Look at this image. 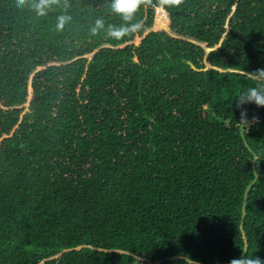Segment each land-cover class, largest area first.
<instances>
[{
  "label": "trees",
  "instance_id": "trees-1",
  "mask_svg": "<svg viewBox=\"0 0 264 264\" xmlns=\"http://www.w3.org/2000/svg\"><path fill=\"white\" fill-rule=\"evenodd\" d=\"M0 0V264H264V0ZM71 20L63 29L57 18Z\"/></svg>",
  "mask_w": 264,
  "mask_h": 264
},
{
  "label": "clouds",
  "instance_id": "clouds-1",
  "mask_svg": "<svg viewBox=\"0 0 264 264\" xmlns=\"http://www.w3.org/2000/svg\"><path fill=\"white\" fill-rule=\"evenodd\" d=\"M53 0H34L31 7L34 8L35 12L39 16H46ZM168 2L175 6H180L183 0H168ZM25 0H20V6L23 7ZM142 0H111V9L114 13L120 16V18L126 23L116 26L108 25L104 17L99 16L94 18V22L91 26V33L93 35H98L104 32L108 37L115 39H121L125 35L129 34L131 31L138 30L141 28V23L133 21L136 18V13L140 8ZM57 28L63 29L64 25L71 20V16L67 14H62L58 18ZM256 73H264V69L257 70ZM243 103H255L258 106H264V87H252L243 93L238 98V106L243 105ZM250 264H261L259 259H255L250 262Z\"/></svg>",
  "mask_w": 264,
  "mask_h": 264
}]
</instances>
